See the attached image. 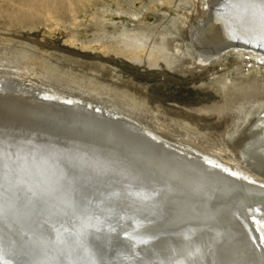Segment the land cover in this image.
<instances>
[{"label": "bare ground", "instance_id": "6f19581e", "mask_svg": "<svg viewBox=\"0 0 264 264\" xmlns=\"http://www.w3.org/2000/svg\"><path fill=\"white\" fill-rule=\"evenodd\" d=\"M237 1L251 3L239 18L251 20V28L229 20L225 0H203L199 15L185 25L184 50L164 41L165 49L151 50L148 57L185 73L187 64L205 68L233 55L251 65L247 76L264 77V51L231 41L239 35L264 48V0ZM130 52L135 58L142 54L141 48ZM53 72L34 79L16 67L0 66V101L26 103L32 113L59 109L53 112L56 121L72 130L2 124L0 169L7 171L1 155L7 151L32 164L45 162L50 173L58 170L73 180L76 202L80 199L100 223L112 225L94 227L98 248L106 251L93 247L72 256L59 232L46 227L53 223L47 213L37 219L44 227L33 217L34 224H28L13 215L15 206L9 210L0 201V226L13 238L11 249L18 256L19 237L53 253L56 264H264V100L259 101L264 84L255 79L234 84L236 95L223 108L231 112V128L222 137L165 119L126 93L51 77ZM21 134L35 141L15 138ZM33 148L42 152L33 156L38 152ZM37 181L35 176L30 183ZM83 217H73V232L83 229ZM7 253L12 251L3 254L5 259Z\"/></svg>", "mask_w": 264, "mask_h": 264}, {"label": "rangeland", "instance_id": "374dc122", "mask_svg": "<svg viewBox=\"0 0 264 264\" xmlns=\"http://www.w3.org/2000/svg\"><path fill=\"white\" fill-rule=\"evenodd\" d=\"M202 1L0 0V66L34 79L54 70L51 77L126 93L165 119L224 137L231 112L223 108L236 95L234 84L255 79L263 85L262 73L247 76L251 65L232 54L205 68L187 64L185 73L148 57L164 50V41L184 50L185 25ZM135 48L142 50L137 58L130 52Z\"/></svg>", "mask_w": 264, "mask_h": 264}, {"label": "water", "instance_id": "95a60500", "mask_svg": "<svg viewBox=\"0 0 264 264\" xmlns=\"http://www.w3.org/2000/svg\"><path fill=\"white\" fill-rule=\"evenodd\" d=\"M225 2H227V6L231 9H228L229 11L227 10V16L230 17V21L239 19L242 13L246 12L248 10V6L251 5V3L243 4L237 0H225ZM240 22L248 28L253 26L251 20L248 19H242ZM231 41L235 45H244L246 47H253L256 50L264 51L261 44L254 43L251 40H243L239 35L233 36ZM27 107L28 104L21 103L16 100L0 101V126H2V124L10 125L14 121L29 122V124L38 126L42 129L47 128V126H52V128L58 127V129L62 132L71 133L72 130L68 126L69 123L63 122L62 119V123L56 121L55 118L57 117L53 114V112L60 113V111H58L59 109H51L48 113L42 114L34 111L32 113ZM18 114L21 115L17 117ZM22 119H24V121H22ZM15 138H18L21 141H30L31 144H33L31 140L35 141V139L24 134L16 135ZM0 144L3 143L1 142ZM54 145L56 144L53 142V146ZM37 148L42 147L37 146ZM34 151L38 152H32L31 155L33 156H37L42 152L40 149ZM74 153L75 152H72V155ZM1 155H3L2 159L7 162V165H5L7 167V171H2V169H0V184L4 187L3 190L0 191V201L4 202L9 210L10 206H15L16 209L13 211V215L19 218L24 217L25 222L28 224L29 222H33L34 224V221H31V217H33L36 224L44 227L46 224L43 225L44 222H38L37 219L42 212L43 214L47 213V216H49L48 218L53 220V223H49L46 227L50 230L54 228L59 232L58 239L61 240L64 247H67L70 250H68V252H73L72 256H75L74 254L79 255L78 252L82 251L93 252L95 250L93 247H96L100 252L106 251L102 250L101 246L100 249L98 248V242L100 239L94 238L93 233L97 232L94 230V227L99 224L100 227H104L106 229V224L104 223H108L110 225L112 224L109 221L106 222L102 219V222L100 223V218H96L95 215H92V213L90 214L88 212L89 208L83 205L80 199L76 202L74 196L75 192L73 190L74 186L72 185L73 180L71 181L67 173H64L63 176L62 174H59L58 170L57 173L54 172L56 174L50 173L53 171L47 167L48 165H46L45 162L41 164L40 162L34 161L36 163L32 164L27 160L28 157H25L22 160L23 157L15 155L12 152L7 151ZM50 156L51 155L49 154L48 157ZM43 157H47V155H43ZM35 176L38 177V181L35 184L30 183L32 181V177ZM34 191H36V193ZM32 212H34V215L31 214ZM79 214H84L82 222H85L86 224L82 226L83 229L73 232L72 230L74 228L71 226L77 225L75 218L73 217H76ZM73 219L75 223L72 221ZM248 230L251 234H253L254 231L252 228L248 227ZM98 231L104 233V231L100 228ZM110 231H112V229ZM16 239H19L18 252L19 250L22 251L19 256L16 253V249H11L13 238L4 234L3 227L0 226L1 264H56L55 256L50 251L45 248H41L42 246L40 245L36 246L34 242H29L30 244H28V241H22L19 237ZM8 250L12 251V253H7L6 256L8 259H5L3 254Z\"/></svg>", "mask_w": 264, "mask_h": 264}]
</instances>
